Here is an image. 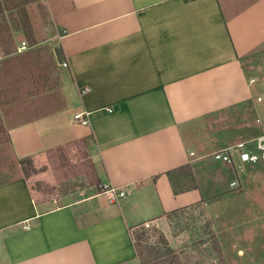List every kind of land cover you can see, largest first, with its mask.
I'll use <instances>...</instances> for the list:
<instances>
[{
	"label": "crops",
	"instance_id": "0c3cea01",
	"mask_svg": "<svg viewBox=\"0 0 264 264\" xmlns=\"http://www.w3.org/2000/svg\"><path fill=\"white\" fill-rule=\"evenodd\" d=\"M39 2L24 5L29 32L56 46L64 101L4 126L20 172L0 182V264H137L132 230L151 221L168 232L170 212L199 202L215 208L225 242L243 244L228 249L236 263H264V161L230 190L235 173L186 138L194 122L249 100L264 114V0ZM82 111L86 124L73 118ZM82 138L98 176L128 192L113 200L93 184L61 205L35 200L17 159ZM184 167L192 185L175 188Z\"/></svg>",
	"mask_w": 264,
	"mask_h": 264
},
{
	"label": "rangeland",
	"instance_id": "374dc122",
	"mask_svg": "<svg viewBox=\"0 0 264 264\" xmlns=\"http://www.w3.org/2000/svg\"><path fill=\"white\" fill-rule=\"evenodd\" d=\"M32 1L39 2L0 0V182L10 180L20 172L5 141L4 126L59 107L64 101L56 46L49 41L50 37L37 42L29 32L24 5ZM10 28L24 31L25 37L14 41L9 34ZM22 41L24 48L17 50L16 45L21 46ZM263 78L261 75V80ZM261 97L264 104V94ZM257 117L253 101L249 100L194 122L189 126L186 138L189 144L200 142V149L205 153L203 158L208 159L211 150L219 146L260 134ZM258 118L264 119V114ZM23 167L22 174L34 199L49 200L53 205L88 194L93 184L99 189L107 185L103 176L100 178L96 173L97 167L89 157L87 143L80 141L68 143L37 160L30 158ZM180 176L174 180L175 188L192 185L187 168H182ZM215 213L213 206L210 208L208 203L199 202L170 212L168 232L164 233L156 224L147 228L138 225L132 230L136 263L243 264L234 260L237 251L231 253L228 250L230 247L243 249V244L225 242L224 231L220 232L213 225Z\"/></svg>",
	"mask_w": 264,
	"mask_h": 264
},
{
	"label": "built area",
	"instance_id": "2783aa9c",
	"mask_svg": "<svg viewBox=\"0 0 264 264\" xmlns=\"http://www.w3.org/2000/svg\"><path fill=\"white\" fill-rule=\"evenodd\" d=\"M21 48H24V41L21 42ZM61 67H66L67 63L65 61H60ZM262 69L261 65H258L256 71L253 75L248 78V83L253 84L257 81L258 71ZM88 88L83 86L79 94L84 95L87 93ZM261 96H257V100H260ZM73 118L79 123L86 124L88 119L86 117V112H77L73 115ZM259 122V118H256ZM211 158L223 165L226 168L231 169L235 173V177L229 181L228 187L230 190H234L240 184L239 176L244 171L247 164H257L264 161V131L258 135H254L250 138L238 140L232 144L219 148L211 153ZM103 191L108 194L109 199L118 200L120 197L124 196L129 188H120L104 185ZM142 225L147 228L152 225L151 221H144Z\"/></svg>",
	"mask_w": 264,
	"mask_h": 264
},
{
	"label": "trees",
	"instance_id": "16d2710c",
	"mask_svg": "<svg viewBox=\"0 0 264 264\" xmlns=\"http://www.w3.org/2000/svg\"><path fill=\"white\" fill-rule=\"evenodd\" d=\"M83 142V143H86V141H85V139H79V140H77L76 142ZM28 159H30V157H22V158H19V159H17V162H18V164H20V166H21V168H22V170L24 171V167H23V164H24V162L26 161V160H28ZM135 246V245H134ZM135 249H136V246H135Z\"/></svg>",
	"mask_w": 264,
	"mask_h": 264
}]
</instances>
